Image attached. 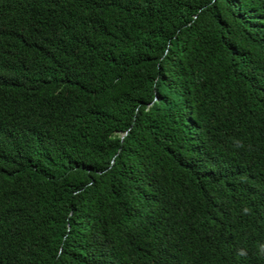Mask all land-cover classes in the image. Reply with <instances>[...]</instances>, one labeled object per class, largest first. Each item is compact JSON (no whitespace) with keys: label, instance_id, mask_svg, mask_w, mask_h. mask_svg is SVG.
Segmentation results:
<instances>
[{"label":"trees","instance_id":"16d2710c","mask_svg":"<svg viewBox=\"0 0 264 264\" xmlns=\"http://www.w3.org/2000/svg\"><path fill=\"white\" fill-rule=\"evenodd\" d=\"M0 264H264V0H0Z\"/></svg>","mask_w":264,"mask_h":264}]
</instances>
